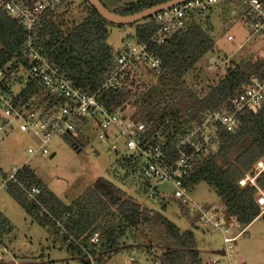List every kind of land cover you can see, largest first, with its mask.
Listing matches in <instances>:
<instances>
[{"label":"trees","instance_id":"1","mask_svg":"<svg viewBox=\"0 0 264 264\" xmlns=\"http://www.w3.org/2000/svg\"><path fill=\"white\" fill-rule=\"evenodd\" d=\"M8 1L0 0V70L6 74L9 91L18 82L20 71L26 68L22 49L28 39L76 88L88 95L101 88L115 70V59L120 52L106 44L107 27L113 25L100 18L84 0L81 7H74L71 1L45 15L28 36L22 24L3 10ZM98 1L103 5L102 0ZM109 1L115 5L113 13L126 16L170 0ZM72 7L78 15L70 20L67 16ZM213 8L187 11L182 27L174 30L164 45H148V52L161 63L158 72L138 63L127 71L116 89L100 94L109 113L123 111L130 120L147 125L146 138L152 144H163L167 163L174 161L175 146L200 124L205 113L226 110L234 92L242 90L253 79L262 78L264 57L225 68L205 88L196 89L191 83L189 77L197 65L205 61L210 65L208 60L214 54L209 20ZM131 27L134 29L131 42L138 44L147 42L157 31L151 18ZM145 70L152 74V80L143 78ZM8 73L17 75L9 78ZM13 95L19 108L39 111L42 116L62 104V100L54 99L30 80ZM65 137L72 148L76 147L75 151L81 150V145L68 135ZM259 164L264 166V105L255 112L242 114L233 132L218 131L211 149L191 162L185 185L191 192L205 184L219 200L214 209L220 211L221 222L231 229L236 226L245 230L262 215L257 201L264 194V168L259 170ZM15 179L28 188L40 190L38 200L50 217H38L37 208L27 201L17 185L10 184L5 191L36 224L60 238L71 255L85 260L81 250L85 248L95 259L94 264H105L112 256L126 251L129 241L152 264H208L199 257L193 232L180 231L161 213L138 204L105 179L97 180L70 205L61 203L27 166L20 168ZM157 195L155 189L152 197ZM176 203L185 211L190 225L202 226L198 218H189L185 206ZM161 208L164 210L165 205ZM55 222L61 224L65 233H60ZM9 231V225L0 216V242ZM96 233L98 245L88 248L90 238ZM69 238L72 241L68 243ZM41 257L35 259L42 261L41 264H53ZM130 264L139 263L133 259Z\"/></svg>","mask_w":264,"mask_h":264},{"label":"rangeland","instance_id":"2","mask_svg":"<svg viewBox=\"0 0 264 264\" xmlns=\"http://www.w3.org/2000/svg\"><path fill=\"white\" fill-rule=\"evenodd\" d=\"M136 0H123L135 2ZM105 8L111 12L115 5L109 0H102ZM73 6H83V0H73ZM84 12L85 7L82 9ZM248 8L240 3H220L211 10L210 23L212 37L215 43L214 63L208 65L201 62L191 74L189 80L196 89L205 88L212 80H217L225 68L234 64L251 62L264 57V40L261 36L251 34L246 27ZM77 10L73 7L68 12V19H76ZM106 44L114 51H121L127 42H131L134 29L131 26H108ZM227 37L232 40L227 41ZM146 80L153 76L148 71L142 74ZM18 82L13 92L18 93L27 82L26 74L21 70ZM143 84V80H140ZM98 122L102 117L95 116ZM101 130L93 118H87L85 123L76 128L68 136L69 139L81 145V150L75 151L62 135L54 136L47 145L48 155L30 158L26 151L38 146L36 140L29 134H22L16 127L12 130L0 131V175L9 176L22 166L29 167L46 186V188L64 205H70L97 180L105 179L123 190L138 204L161 213L180 231L193 232L195 245L202 262L216 261V264H228L225 258L222 234L220 231L192 226L185 211L172 199L173 189L168 183L152 181L149 185L142 182L139 173V160L133 152L125 148V140L118 133L106 130L108 139L103 143L98 141ZM116 151V153H115ZM262 170V168H259ZM149 187L158 192L156 197H149ZM193 203L203 208H217L219 200L215 193L205 184L196 186L190 192ZM264 210V194L257 201ZM165 205L162 210L161 206ZM189 218H198L191 206L183 207ZM0 216L10 227L9 233L0 242V264H41L37 257L53 264H84L85 260L66 251L60 238L53 236L51 231L36 224L21 208V206L5 190H0ZM239 234L238 227L233 226L228 236ZM126 251L112 256L105 264H130L129 257L139 264H152L136 252V248L126 242ZM8 255L3 253V250ZM231 261L234 264H264V214L246 228L233 243ZM43 263V262H42ZM159 264V263H158Z\"/></svg>","mask_w":264,"mask_h":264},{"label":"built area","instance_id":"3","mask_svg":"<svg viewBox=\"0 0 264 264\" xmlns=\"http://www.w3.org/2000/svg\"><path fill=\"white\" fill-rule=\"evenodd\" d=\"M71 1L73 0H10L3 5V10L21 23L29 36L45 15L55 12L61 5ZM226 2H236L247 7V29L251 34L259 35L264 40V3L259 0H192L153 15L151 21L157 26V31L143 44L127 42L115 59V70L92 95L76 88L59 69L47 61L38 46L28 39L22 49L26 61L24 73L27 79L42 87L54 99L62 100V104L47 116H42L39 111H32L26 107L19 108L14 101V95L12 96L13 90L7 89L6 74L0 70V131L12 130L16 127L18 132L31 135L38 144L36 148H29L26 151V154L32 158L48 155L47 145L54 136H70L76 128L85 123L87 118H93L101 130L97 137L100 143L108 139L106 130L109 129L124 138L126 150L133 152L139 160V173L144 184L149 185L152 181L168 183L173 189L172 198L182 206L190 205L191 210L198 214V221L203 227L220 231L225 258L228 264H234L230 258L233 254V243L240 234L228 236L232 233V229L221 222L219 210L203 208L193 203L185 180L188 178L191 162L197 159L200 153H207L211 149L219 130L233 132L242 114L255 112L264 105V71L262 78L253 79L242 90L233 93L226 110L205 113L200 124L179 140L175 146L176 157L171 163H167L163 144H152L146 138L148 129L144 122L130 120L124 116L123 111L109 113L100 100L103 91L116 89L120 81L126 77L127 71L138 63L144 64L154 72L159 71L161 63L148 52V45H164L167 37L174 30L182 27L187 11L205 10L210 6ZM231 40L227 37V41ZM16 75L8 73L9 78ZM95 116L102 117V121L98 122ZM19 170H14L9 176L0 178V190H6L10 184L17 185L25 194L27 201L37 208L38 217H50L38 200L40 190L36 187L28 188L15 179ZM240 184L243 185L244 181ZM154 194L155 188L149 187V197ZM55 225L60 233H65L59 222H55ZM98 239L99 235L94 234L87 247L98 245ZM71 241L72 239L69 238L68 243ZM81 250L86 256L84 264H94L95 259L89 255V251L85 248ZM3 253L8 255L5 249ZM132 260L129 257L128 261ZM210 264H216V261L212 260Z\"/></svg>","mask_w":264,"mask_h":264},{"label":"water","instance_id":"4","mask_svg":"<svg viewBox=\"0 0 264 264\" xmlns=\"http://www.w3.org/2000/svg\"><path fill=\"white\" fill-rule=\"evenodd\" d=\"M96 13L107 23L116 26V27H126L137 24L143 20L151 18L153 15H156L160 12L169 10L173 7L182 5L184 3L190 2L192 0H170L168 2L162 3L160 5L142 10L138 13L132 15H119L107 10L98 0H84ZM264 3V0H259ZM214 63V59H210V64ZM76 147L73 149L75 150ZM241 231L242 229L239 228Z\"/></svg>","mask_w":264,"mask_h":264},{"label":"crops","instance_id":"5","mask_svg":"<svg viewBox=\"0 0 264 264\" xmlns=\"http://www.w3.org/2000/svg\"><path fill=\"white\" fill-rule=\"evenodd\" d=\"M259 168H262V169H263L264 166L261 164V165H259ZM263 214H264V210H262V215H261L259 218H261V217L263 216ZM259 218H258V219H259ZM258 219H257V220H258ZM255 221H256V220H255ZM255 221H254V222H255ZM254 222H253V223H254ZM253 223H252V224H253ZM249 226H250V225H249ZM249 226H248V227H249ZM248 227H247V228H248ZM238 231H239V234H241L244 230H241V231H240L239 228H238Z\"/></svg>","mask_w":264,"mask_h":264}]
</instances>
